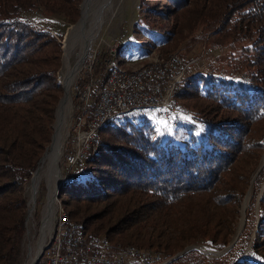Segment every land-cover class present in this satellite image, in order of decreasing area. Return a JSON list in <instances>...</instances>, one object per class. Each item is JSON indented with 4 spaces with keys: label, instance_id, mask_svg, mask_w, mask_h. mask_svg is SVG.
Returning <instances> with one entry per match:
<instances>
[{
    "label": "trees",
    "instance_id": "1",
    "mask_svg": "<svg viewBox=\"0 0 264 264\" xmlns=\"http://www.w3.org/2000/svg\"><path fill=\"white\" fill-rule=\"evenodd\" d=\"M82 1L0 0V264L23 262L25 186L50 145L63 93L61 36L24 14H57L72 24ZM164 1L188 24H168L166 10L156 6L159 0H142L145 45L167 46L198 24L217 38L214 44L241 43L240 57L228 63L231 69L184 74L177 86L175 98L192 101L188 105L205 129L181 123V133L168 136L158 133L146 115L138 122L123 116L97 131L57 199L69 223H77L84 235L116 250L133 246L171 258L189 245L225 248L236 230L247 181L237 168L250 152L254 164L264 147V0ZM106 60L94 66L101 77ZM255 180L258 190L264 169ZM254 199L245 224L255 219ZM257 209L250 246L247 224L219 259L190 249L167 264H264V188Z\"/></svg>",
    "mask_w": 264,
    "mask_h": 264
},
{
    "label": "rangeland",
    "instance_id": "2",
    "mask_svg": "<svg viewBox=\"0 0 264 264\" xmlns=\"http://www.w3.org/2000/svg\"><path fill=\"white\" fill-rule=\"evenodd\" d=\"M165 3L169 4V1L166 2L164 0H159V2L156 3V6L158 8H162L166 10L168 15L166 22L168 24H172L171 22H175L177 24V28L178 27L185 28V26H187L188 24L187 17H184V19H182L183 17L180 16L179 12L174 11L172 8H170L171 6L166 7ZM192 6L193 4H188V7L191 8ZM87 11L89 12L88 13L89 17H88V21L86 22L87 25L86 27L90 26L89 22L91 20L95 21L96 19V24H95L96 26L94 27L93 30H91L90 37L88 36L89 33L85 29L86 27L83 28L76 27V25L79 23V20L82 17L81 11H80L79 19L72 24L68 23L67 21H65L64 17L57 14L46 16L39 11L26 12L24 14L25 19L31 21L32 23H36V24L38 23L41 26L50 29L51 33L61 36V40H60L61 43L65 42L66 39L68 40L69 43H68L67 52H65V47L64 49H62L63 50L62 64L59 69L60 71L58 75V83L61 84L62 89L64 87L63 86L64 84H62L63 75L65 74L66 70H68V68L73 67L75 63L78 61V57H79L78 54L81 52V47L84 46L85 44H88V46L85 47L86 55L83 58L82 64L79 68L80 69L79 72L77 73V75L74 77L75 79H73L70 84H72L74 80H77L79 76H82V74L84 73L82 68L87 62L86 59L88 58V56H90L93 53L96 54V60H97L96 62H98V60L100 61L110 56L109 64L115 61L118 67L128 71L138 70L140 69L141 66L153 63V61L155 62V60H160V59L166 60L170 56L180 55L184 57V58H180L183 60V64H188L189 66L188 69H186V72L184 73L185 75H187L188 73L191 74V73L207 72L208 69L210 68L211 69L215 68L217 70H228L231 69V66H229L228 63L231 62V60L234 57L236 59L240 57L239 54L241 47L240 42L235 41L234 44H230L229 42H227L224 45L214 44L213 41H216L217 38L211 36V33L208 31L209 29L206 28L203 24H198L197 26L192 25V27L188 30L187 34L183 37V39L180 38L171 39L167 46L154 45V47H149L145 45L143 43V40H146L147 38L144 37L143 35H145L146 32L145 25L147 23H145L143 16L142 0H91ZM89 38L90 40H88ZM155 41L157 40L155 39ZM109 64H107L105 67L106 71L108 69L107 67ZM177 70H179V67L177 68ZM179 82H178V87L183 81H181L180 83ZM72 87L73 84L70 85L69 87L70 105L67 112L68 115L65 124L63 126V132H62L63 139L61 137V142H62L61 150L59 151L58 159L56 161L58 177H55L56 174L54 172L47 171L46 159L48 152L51 148V146H49L46 153L43 156V159L39 164L38 170L36 171L37 173L35 174V176L31 181L30 180L28 181L26 185V198L27 201L30 199L29 206L34 211L32 212L31 210L32 213L30 212L31 215L26 221V234L23 242L24 258L22 264H24L27 261V259L30 257V255L36 250L38 243L43 235H44V242L47 240V243H45V245H47L50 242V240L53 239L55 234V224H57L56 220L60 216L59 215L60 209L62 210L63 208V206L61 207L62 205L61 201H58L57 197L55 198V194L57 196L59 194V190H60L59 181L61 184H63L64 182H66L67 179L65 178L58 181L59 177L62 176L64 172H66V166L63 163V159H64L63 156L64 153H66L65 152L66 149H63V146L65 145V138L69 127V121H70L72 104H73L72 97L74 96V92L71 91ZM178 87L176 88V90H178ZM176 101H177L176 109L179 111H178V118L175 119L174 124H172L173 121L171 123L167 122L165 118L157 112L158 110L156 111L142 110L138 112L134 111L128 113L126 117L131 118L133 116L135 120H137L138 122L141 121L143 116L146 115L147 117H149V121L151 122L152 125H154V128L158 131V133H162V132L168 133L169 134V135L167 134L168 136H171L174 133L176 135L180 134L182 129L181 128L177 129V128L179 125H181V123L194 124L197 126L198 131H201L202 129L204 130L205 129L204 125L202 123H199L197 117L194 115L193 112L194 109L190 106L192 101L179 100L178 98ZM180 103L183 106L187 105L188 110L187 111L183 110L180 107ZM260 133H261L260 130L257 131V133L253 135L254 136L253 138L259 137ZM250 153L245 156L243 163L239 165L240 168H237L238 173H240L242 179L246 177L245 180L247 181H246V185L243 187L244 196L242 198L240 205L238 206L239 212L236 221V230L232 236V241H231V243H233V241L235 243L238 240L237 238L241 235L242 231L245 229L246 225L248 224V222L247 224H245V221L247 220L246 208L250 203V200L256 197V199H254L256 201V202L254 201L255 209H256L255 219L253 220L252 223H250V225L248 224L249 235H248L247 247L250 246L251 243L253 242L254 234L255 231L257 230V225H258L257 207H258V200H260L261 192L264 188V181L262 182V184H260L258 190H256L255 179L258 173H260V171L264 169V164L262 165L263 157H264V147L261 150V154L258 158L259 160L257 159V161L254 164L251 163V158L254 152H250ZM245 164L247 165V167L245 168V172H243V168ZM75 168L76 167H74V169ZM227 178L231 181L232 176ZM54 186L56 187V189L58 188L57 190L54 189L55 192L53 193L54 194L53 199L55 201L54 205H56L55 206L56 219L52 227L53 231L49 236L48 229L47 228L44 229L45 231L42 234L41 227L44 219L43 216L44 207L48 202L47 199ZM237 187H239V185H237ZM248 195H249V199L246 203V206L244 207L245 210L243 213V204L246 201ZM34 201L36 202L35 208H34ZM241 224L242 226L240 229ZM192 246L196 247L195 250L198 251L199 253L203 255H207L209 258H215V259H219V257L226 254V252L229 250V249L226 250V247L217 250V249L207 248L205 245L204 246L192 245ZM188 247H190V245ZM139 249L135 248V250L138 252L147 253L148 257H154L152 251L150 250L142 251ZM49 251H50L49 247L45 248L43 255L39 259V262L42 263L44 261V258L46 255H48ZM247 251L242 256L246 255ZM242 256L239 257L241 258ZM160 258H163L165 261H169L172 257L167 258L161 254ZM240 258L238 260H240Z\"/></svg>",
    "mask_w": 264,
    "mask_h": 264
},
{
    "label": "built area",
    "instance_id": "3",
    "mask_svg": "<svg viewBox=\"0 0 264 264\" xmlns=\"http://www.w3.org/2000/svg\"><path fill=\"white\" fill-rule=\"evenodd\" d=\"M182 56L173 57V63L178 64L179 71H166V66L160 69L149 70L140 74L115 73L112 80L101 81V75L95 73L96 54L93 53L86 59L82 68L84 73L73 81L72 110L69 127L65 138L66 149L63 163L66 172L58 180L69 177L71 167L85 160L86 142L94 141L95 124L102 122V115L116 110L118 115L127 109L129 104H136V111H142V105L160 103L158 113L165 114V120L173 121V114H178L176 98H172L171 90L179 80L184 77L188 64L180 65ZM110 63V56L105 66ZM106 69V68H105ZM84 79L83 84L80 80ZM71 84V85H72ZM103 87V95L96 96V88ZM70 91V89H69ZM70 96V92H69ZM174 124V122H172ZM36 204V202H35ZM35 208V205H34ZM34 210H32L33 212ZM31 212V213H32ZM30 213V215H31ZM55 213V205L52 214ZM29 215V216H30ZM52 221V220H51ZM52 227V222L51 226ZM61 237L56 242L57 246H50L48 255L40 264H103V257H113V250L102 248L95 250L94 240H100L86 235H77V225L68 220L60 221ZM50 230V228H49ZM51 230L49 231L50 234ZM44 243H47V240ZM126 257V264H166L167 261L153 253L154 257L144 256L143 253L128 254V248L121 250ZM116 258V264L117 257Z\"/></svg>",
    "mask_w": 264,
    "mask_h": 264
},
{
    "label": "bare ground",
    "instance_id": "4",
    "mask_svg": "<svg viewBox=\"0 0 264 264\" xmlns=\"http://www.w3.org/2000/svg\"><path fill=\"white\" fill-rule=\"evenodd\" d=\"M90 2H91V0H85L83 2L82 8H81L82 17H81V20L79 21V23L76 25V27H78V28L82 27L83 28V27L87 26L86 22L88 21V17H89L88 16L89 12L87 10H88V6H89ZM95 24H96V19H95V21L91 20L89 22L90 26L85 28L86 31L89 33V35L87 33V35L89 37H90L91 30H93L94 27L96 26ZM88 40H90V38ZM68 43L69 42L66 39L65 45H64L65 52H67ZM86 46H88V44H85L84 46L81 47V52L78 54L79 55L78 61L75 63V65L73 67L68 68V70L65 69L66 72L63 75V79H62V84H64L63 86L67 90V95L64 98V100L62 101L61 105L58 107V110L56 112L57 113V122L55 123L56 132H55V136L53 138L52 145H51V148L48 152L47 159H46L47 171L54 172L56 174L55 177H58V172H57V168H56V161L58 159L59 151L61 150V145H62L61 137H62V132H63V126L65 124V121H66V118L68 115V113H67L68 108L70 105L69 87L71 85L70 83L72 82L73 79H75L74 77L77 75V73L80 70L79 68H80V66L82 64V60L84 58L83 53L85 51ZM173 57H178V56L173 55V56H170L166 60H164V59L155 60V62L153 61V63L141 66L140 69L133 70V71L124 70V69L118 67L117 63L115 61H113V62H111V64L108 65V67H107L108 69L105 72V74L101 77V81L112 80L113 77L115 76V73H122L123 72V73H128V74H140L141 72H145L146 70H149L148 66H152L153 70L160 69V67H159V65H160V66H166V71H168V72L169 71H179V70H177V68L179 67L178 64L173 63V59H170ZM180 65H184L182 59H180ZM179 81L181 82L182 80H179ZM178 82H177V84H175V86L171 90L172 98H175V90L178 86ZM98 95H103V87H97L96 88V96H98ZM176 107H177V101H176ZM156 109L160 110V103L142 105V110H156ZM122 111H123V113H121L120 115H118V112H116V110L109 111L108 115H102V122L95 124V126H93L94 127V135L97 133V131H99V129L102 126L107 125V124H112L113 122L117 121L119 118L126 116L128 113L136 111V104H129L127 109H124ZM161 114H163L164 118H165V114L164 113H161ZM175 119H176V114H173V122L175 121ZM62 139H63V137H62ZM85 142H86V149H88V146L92 141H85ZM263 160H264V157H263ZM69 179L70 178L67 177L66 180H69ZM59 185H60V187L62 185L60 183V181H59ZM54 189H56L55 186L52 188L51 193L47 199L48 202L46 203V205L44 207V212H43L44 219H43V223H42V227H41L42 234L44 233V231H45L44 229H46V228L48 229V231L51 230L50 234L48 233L49 236L51 235V233L53 231L52 227H53L54 221L56 219L55 213L52 214V210H53L54 204H55V201L53 199V196H54L53 193L55 192ZM56 197H57V195L55 194V198ZM248 199H249V195L247 196L246 201L243 204V213L245 210L244 207L246 206ZM34 205H35V203H34ZM59 215L60 216L56 220L57 224H55V234H54L53 239L50 240V242L47 244L48 245L47 246V245H45V243L43 244V242H44V235H43L41 240L38 243L36 250L30 255V257L27 259V261L24 264H34L35 262L36 263L39 262V259L43 255L45 248H47V247L50 248V246H57L56 242L61 237V230L59 227L60 221H62V219L68 220L67 215H65V213L61 209H60ZM51 220H52V227H49ZM75 224L77 225V227H76L77 235H84L82 230L80 229V226L77 223H75ZM241 226H242V224L240 225V229H241ZM49 228H50V230H49ZM94 243H95V250H102V248H104V247H107V249L113 250V257H103V264H116V258H114V257H117L118 264H126V257L124 254H121V250H124L126 248H128V254L129 255L137 254V251L135 250V248L133 246L124 247V248L121 247V248H117V250H116V249H113V247L109 243H107V241H104V240H94ZM143 255L148 257L147 253H143Z\"/></svg>",
    "mask_w": 264,
    "mask_h": 264
},
{
    "label": "water",
    "instance_id": "5",
    "mask_svg": "<svg viewBox=\"0 0 264 264\" xmlns=\"http://www.w3.org/2000/svg\"><path fill=\"white\" fill-rule=\"evenodd\" d=\"M83 2H84V0L82 1L81 5H80V11H81V8H82V4H83ZM81 15H82V11H81ZM80 20H81V19H80ZM80 20H79V21H80ZM64 45H65V42H62V49H64ZM83 54H84L83 57H85V55H86V54H85V51H84ZM82 61H83V60H82ZM66 95H67V90L65 89V87H63V94H62V96L59 98L60 100H59V102H58V104H57V106H56V108H55V122H54V124H53L54 132H53V135H52V137H51V141H50L51 144H50L49 146L52 145V141H53V138H54V136H55V132H56V128L54 127V126H55V123L57 122V113H56V112H57V110H58V107L61 105L62 101H63L64 98L66 97ZM49 146H48V147H49ZM48 147L46 148V150L44 151V153L41 155V159L39 160L36 169L33 171V174H32V176H31V178H30V181L33 179V177H34L35 174L37 173L36 171L38 170L39 164H40V162H41V160H42L44 154L46 153ZM263 164H264V160H263L262 165H263ZM58 181H59V180H58ZM25 187H26V186H25ZM29 201H30V199L27 201L28 208H27V210H26V216H27V217H26V221H27V219L29 218L30 212H31V210H32V208L29 206ZM34 203H35V202H34ZM25 224H26V222H25ZM235 241H236V239H235ZM233 243H234V241H233ZM233 243L229 244V245L226 247V250L230 249V248L233 246ZM195 248H196V247H194V246H192V245H190V247H186L184 250H182V251L176 253L174 257H172L169 261H167V263L170 262V261H172V260H174L175 258L181 256V255H182L183 253H185L186 251H188V250H190V249H195ZM37 261H38V260H37ZM34 264H36V262H35Z\"/></svg>",
    "mask_w": 264,
    "mask_h": 264
}]
</instances>
